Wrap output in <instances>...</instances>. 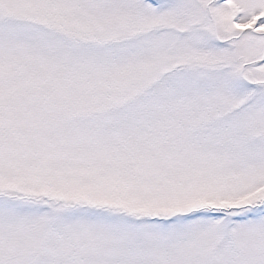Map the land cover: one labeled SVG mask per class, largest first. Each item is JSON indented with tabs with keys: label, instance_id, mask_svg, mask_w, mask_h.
I'll list each match as a JSON object with an SVG mask.
<instances>
[{
	"label": "snow or ice",
	"instance_id": "1",
	"mask_svg": "<svg viewBox=\"0 0 264 264\" xmlns=\"http://www.w3.org/2000/svg\"><path fill=\"white\" fill-rule=\"evenodd\" d=\"M0 264H264V0H0Z\"/></svg>",
	"mask_w": 264,
	"mask_h": 264
}]
</instances>
